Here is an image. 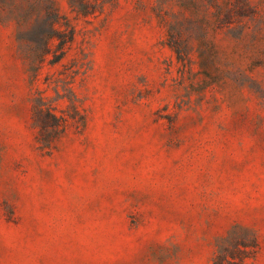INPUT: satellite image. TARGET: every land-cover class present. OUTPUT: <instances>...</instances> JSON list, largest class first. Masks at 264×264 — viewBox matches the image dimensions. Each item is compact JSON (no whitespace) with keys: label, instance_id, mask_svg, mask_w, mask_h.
<instances>
[{"label":"rangeland","instance_id":"374dc122","mask_svg":"<svg viewBox=\"0 0 264 264\" xmlns=\"http://www.w3.org/2000/svg\"><path fill=\"white\" fill-rule=\"evenodd\" d=\"M33 1L0 0V264H214L235 231L264 264V0H54L36 82Z\"/></svg>","mask_w":264,"mask_h":264},{"label":"trees","instance_id":"16d2710c","mask_svg":"<svg viewBox=\"0 0 264 264\" xmlns=\"http://www.w3.org/2000/svg\"><path fill=\"white\" fill-rule=\"evenodd\" d=\"M16 3L18 0H12ZM31 3L32 0H24ZM48 2V4H47ZM42 3V0H34L31 9L28 7L24 14L20 15L21 26L25 28L20 32V39L24 42L28 56L33 64V82L39 78L40 71L47 62L51 53L50 43L54 37H60L66 42L69 37L61 33L56 24L58 23L59 13L54 7V0H46L44 12L42 9L33 7ZM65 52L55 54L50 60L52 64L59 63ZM63 88L66 89L70 81L67 79L60 80ZM56 98L48 99L40 89L36 92L35 97V114L36 123L40 127L41 142L44 146L51 144V138L59 135L66 128L67 118L55 112L54 101L64 96L59 89L58 84L55 86ZM257 249V238L251 234H242L232 232L231 235L221 244L214 258V264H247L255 255Z\"/></svg>","mask_w":264,"mask_h":264}]
</instances>
